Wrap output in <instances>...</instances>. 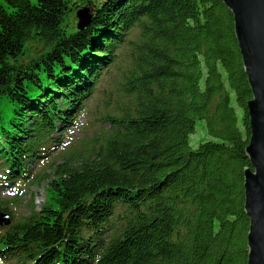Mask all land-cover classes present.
Masks as SVG:
<instances>
[{"label": "trees", "instance_id": "obj_1", "mask_svg": "<svg viewBox=\"0 0 264 264\" xmlns=\"http://www.w3.org/2000/svg\"><path fill=\"white\" fill-rule=\"evenodd\" d=\"M96 7L87 29L70 31L67 0H0V121L13 112L0 129V169L14 163L19 171L30 128L50 130L112 48H129L112 106L124 112L116 121L124 133L83 141L102 154L49 171L46 201L0 234L1 251L19 264H246L251 91L230 11L220 0ZM16 205L15 196L0 197V210ZM118 205L126 206L123 221L105 240Z\"/></svg>", "mask_w": 264, "mask_h": 264}, {"label": "water", "instance_id": "obj_2", "mask_svg": "<svg viewBox=\"0 0 264 264\" xmlns=\"http://www.w3.org/2000/svg\"><path fill=\"white\" fill-rule=\"evenodd\" d=\"M220 1L232 15L233 32L251 91L246 104L250 136L245 148L250 167L244 169L243 176L244 212L249 219L246 264H264V0ZM78 23L82 29L84 25Z\"/></svg>", "mask_w": 264, "mask_h": 264}, {"label": "rangeland", "instance_id": "obj_3", "mask_svg": "<svg viewBox=\"0 0 264 264\" xmlns=\"http://www.w3.org/2000/svg\"><path fill=\"white\" fill-rule=\"evenodd\" d=\"M99 2H100V0H67L68 10L66 12L63 24L67 28H69V30L71 31L72 29L76 28L75 27V22L77 23V21H79L78 24H82V22L85 21V19L90 16V13H92V15L90 16V19H88L86 21V23L87 22L88 23L87 24L86 23L82 24V26L84 25L82 31H84L85 29H87L86 27L92 23V21L94 20V17H95V20H96V18H98L100 16V14H101L100 9L96 13V10L98 9V7H96V6L98 5ZM77 10H81V12L76 14ZM77 27H78V25H77ZM30 44H33V43H30ZM33 48L34 47H31L30 45H28L25 50H26V52L31 53ZM32 74H35L38 80L42 77V73L38 72V71H35ZM116 81H117V79H109V78L104 80L103 86L104 87L108 86V87H110L112 89V96H111L112 98L105 99V100H103L101 102H96L95 103L96 106H94V104L92 105V108L90 109V111L87 112L86 115H85L86 121L88 123L85 124L84 128H82L80 131L77 132V137L76 138L82 139L84 137H89V136H91L93 134V132L96 129V127L100 124V121L98 120L100 118V115L104 111H106L108 109L107 105H106V102L108 101L110 103V105H112V103H113V99L115 98V95H116V87H115L116 84H117ZM43 85H45V84L43 83ZM25 88L27 90L28 87H25ZM43 88H45V86ZM32 89L34 90V87L32 88V86L28 88L29 91H31ZM133 91H134L133 88H130V87L126 88V93L127 94H132ZM2 109H4V111L6 110L5 107L2 108ZM11 115H12V112L7 114L6 118L4 120L0 121V125L3 124V123L5 124V120L8 117H10ZM82 132L85 133V135L82 134ZM97 134L98 135H96L94 137L99 136V140L98 141L103 140V137L99 135L98 131H97ZM201 134L202 133L197 132L196 134H194L192 136L193 143H196V141L201 137ZM82 147H85V145H83ZM95 151H96L95 154L86 153V152L85 153H81L79 158H78V160H77V162H76V164L73 167H77L83 161L97 158L98 156H100V154H102L99 150H98V152H97V150H95ZM98 159H100V158H98ZM45 171H46L45 172L46 174L49 173L50 168H47ZM43 188H44V181L43 180H40V182L36 186H34L32 188L34 192H32L31 188H28V192L25 195V198H26L25 202L27 203L28 201H30L29 197L33 195L34 206H35V208L38 209L39 205H41V203L43 202V198H44ZM4 194H5V198H9L11 196L10 194H7L6 192L5 193H0V195H4ZM29 194H31V195H29ZM17 206L18 205H16L14 208H12V210L14 212L23 213L24 212V207L23 206L20 207L19 210L17 211ZM19 213H15L14 216L20 217Z\"/></svg>", "mask_w": 264, "mask_h": 264}, {"label": "bare ground", "instance_id": "obj_4", "mask_svg": "<svg viewBox=\"0 0 264 264\" xmlns=\"http://www.w3.org/2000/svg\"><path fill=\"white\" fill-rule=\"evenodd\" d=\"M112 1V0H111ZM52 77H54V75H52ZM36 89H38V88H36ZM46 94H47V92H46ZM45 94V95H46ZM82 134H84L85 135V133H83L82 132ZM14 183H18L17 185H20V182H18V179H16V178H12L11 180H10V184H14ZM64 214H65V212L62 214L63 216H64ZM248 222H249V219H248ZM249 226V225H248ZM248 233V232H247ZM246 241H247V234H246ZM248 250V249H247Z\"/></svg>", "mask_w": 264, "mask_h": 264}]
</instances>
